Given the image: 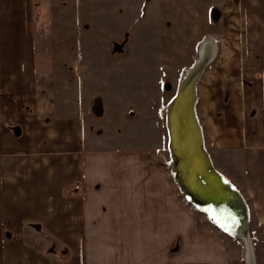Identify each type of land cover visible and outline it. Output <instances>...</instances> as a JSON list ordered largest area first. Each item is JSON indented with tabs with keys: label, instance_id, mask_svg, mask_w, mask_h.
Listing matches in <instances>:
<instances>
[{
	"label": "crops",
	"instance_id": "crops-1",
	"mask_svg": "<svg viewBox=\"0 0 264 264\" xmlns=\"http://www.w3.org/2000/svg\"><path fill=\"white\" fill-rule=\"evenodd\" d=\"M148 1L180 41L215 39L197 113L264 264V0ZM101 3L0 0V264H230V234L173 177L163 113L130 115L89 81Z\"/></svg>",
	"mask_w": 264,
	"mask_h": 264
},
{
	"label": "rangeland",
	"instance_id": "rangeland-1",
	"mask_svg": "<svg viewBox=\"0 0 264 264\" xmlns=\"http://www.w3.org/2000/svg\"><path fill=\"white\" fill-rule=\"evenodd\" d=\"M82 1L102 2L103 5L102 14L93 16L88 40L82 43L84 57L91 63L89 81L100 85L101 96L105 100L126 107L130 115H134L132 111L136 112L135 115L140 111L147 114L151 105L166 118L167 103L175 94L187 67L183 69L175 64L185 56H189L188 62L192 64L201 40L185 42L180 41V36L170 34L163 28L148 0ZM112 49H123L125 55L119 51L114 55ZM115 88L121 94L118 98L113 94ZM39 231L44 233L45 244H48V239L52 240L51 235L47 231ZM250 233L254 235L251 243L256 259L259 241L253 225ZM227 237L230 264H252L249 256L245 255L244 246L247 245L243 239L231 234ZM254 264H257V259Z\"/></svg>",
	"mask_w": 264,
	"mask_h": 264
},
{
	"label": "water",
	"instance_id": "water-1",
	"mask_svg": "<svg viewBox=\"0 0 264 264\" xmlns=\"http://www.w3.org/2000/svg\"><path fill=\"white\" fill-rule=\"evenodd\" d=\"M200 46L205 51L198 53L199 59L184 73L167 103L172 174L186 198L205 211L218 227L235 237H248L249 204L238 186L214 164L198 117L197 82L213 57V40L203 39Z\"/></svg>",
	"mask_w": 264,
	"mask_h": 264
},
{
	"label": "bare ground",
	"instance_id": "bare-ground-1",
	"mask_svg": "<svg viewBox=\"0 0 264 264\" xmlns=\"http://www.w3.org/2000/svg\"><path fill=\"white\" fill-rule=\"evenodd\" d=\"M210 39H211V37H210ZM214 44V43H213ZM205 45V44H204ZM207 47V46H206ZM213 47L215 48V45H213ZM202 50H204L205 51V47L204 46H200L199 45V49H198V53H201V51ZM197 53V55H196V57H195V60H196V58L198 57V59H199V54ZM211 60V59H210ZM194 63V62H193ZM192 63V64H193ZM192 64H190V65H187V67H186V70H185V72L184 73H187L188 71H189V69L191 68V66H192ZM185 68V67H184ZM183 68V69H184ZM182 69V70H183ZM184 75V74H183ZM179 83H180V81H179ZM198 83V82H197ZM178 86H179V84H178ZM166 114H167V106H166ZM250 232H249V236L248 237H239V239L241 240V239H243V241H244V243H246V245L247 246H244V252H245V255L247 256H249V259H250V262L252 263V264H254V262H255V259H254V250H253V247H252V243H251V236H250ZM247 248V249H246Z\"/></svg>",
	"mask_w": 264,
	"mask_h": 264
},
{
	"label": "built area",
	"instance_id": "built-area-1",
	"mask_svg": "<svg viewBox=\"0 0 264 264\" xmlns=\"http://www.w3.org/2000/svg\"><path fill=\"white\" fill-rule=\"evenodd\" d=\"M213 41H215V39H213ZM216 44V43H215ZM215 49V48H214ZM216 50H217V48H216Z\"/></svg>",
	"mask_w": 264,
	"mask_h": 264
}]
</instances>
